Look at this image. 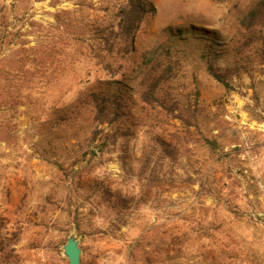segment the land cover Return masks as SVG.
<instances>
[{"label": "rangeland", "instance_id": "374dc122", "mask_svg": "<svg viewBox=\"0 0 264 264\" xmlns=\"http://www.w3.org/2000/svg\"><path fill=\"white\" fill-rule=\"evenodd\" d=\"M108 1L0 0V264H68L73 231L83 264H264V32L239 49L256 0H148L130 58L186 38L168 97L184 120L142 109L134 125H99L94 140L91 121L60 118L111 78L91 35ZM190 29L209 40L197 46ZM130 58L114 78L133 79L137 100L145 85Z\"/></svg>", "mask_w": 264, "mask_h": 264}, {"label": "trees", "instance_id": "16d2710c", "mask_svg": "<svg viewBox=\"0 0 264 264\" xmlns=\"http://www.w3.org/2000/svg\"><path fill=\"white\" fill-rule=\"evenodd\" d=\"M149 7L148 0H114L112 5L109 1L107 2L106 9L110 11L109 20L99 26H92L91 35L95 47L94 57L102 64V69L111 74V78L98 77L95 82L85 87L70 108V114L66 117L61 116L62 123L72 122L81 125L84 120L91 121V124H94L91 129L95 133L93 138L95 140L96 134L103 132L97 129L99 125L103 123L134 125L137 119L144 118L143 114L142 117L136 114L138 110L143 113L142 109L165 115L171 114L175 118L184 120V107L177 98L168 97L171 83L182 75L190 55L187 47L180 43L186 38H183L180 32L176 33L167 43L145 51L139 62L130 58L135 50V35L149 13ZM239 24L250 33L239 48L244 50V47L253 42L255 32H264V0H256L239 19ZM190 32L198 38L197 46H201L204 39H208L204 33H197L191 29ZM88 40L77 36L75 41L84 43ZM200 57L206 60L210 74L218 81L224 82L222 73L216 68L215 59L208 46L202 50ZM127 58L131 59L134 71L138 72L141 77L140 82L145 85L144 89H139L141 98L137 100L133 98L136 90L130 84L134 82L133 79L124 74L120 79L114 78L124 67V60L126 62ZM115 63L117 66H114ZM148 113L145 115L146 119L149 118ZM156 140L160 143L163 153L168 156L175 154L177 145L167 143L160 136ZM206 143L210 148H214V142L206 140ZM152 177L156 179L155 176ZM118 201L125 202L126 200L119 198Z\"/></svg>", "mask_w": 264, "mask_h": 264}, {"label": "water", "instance_id": "95a60500", "mask_svg": "<svg viewBox=\"0 0 264 264\" xmlns=\"http://www.w3.org/2000/svg\"><path fill=\"white\" fill-rule=\"evenodd\" d=\"M62 255L67 258L68 264H83L80 238L76 232H71L62 245Z\"/></svg>", "mask_w": 264, "mask_h": 264}]
</instances>
